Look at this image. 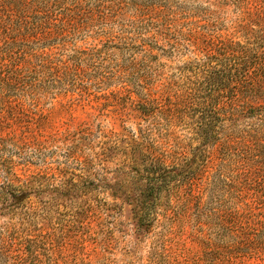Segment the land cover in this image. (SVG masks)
I'll return each instance as SVG.
<instances>
[{
    "label": "trees",
    "instance_id": "1",
    "mask_svg": "<svg viewBox=\"0 0 264 264\" xmlns=\"http://www.w3.org/2000/svg\"><path fill=\"white\" fill-rule=\"evenodd\" d=\"M205 1L215 14L242 12L239 39L201 31L200 0H0V140H26L24 163L39 165L17 180L0 142V211L20 219L21 264L52 263L44 257L56 247L48 232L55 220L89 224L119 200L140 228L159 234L156 264H171L169 234L190 229L212 255L246 215L264 224V170L241 163L240 179L222 175L223 198L211 205L215 192L201 182L207 161L200 165L194 143L180 141L214 140L204 142L207 151L223 140L228 160L240 155L231 140L242 116L264 114V0ZM163 57L179 62L167 74L153 70ZM109 89L125 92L138 131L93 122L62 131L44 108L59 95Z\"/></svg>",
    "mask_w": 264,
    "mask_h": 264
},
{
    "label": "rangeland",
    "instance_id": "2",
    "mask_svg": "<svg viewBox=\"0 0 264 264\" xmlns=\"http://www.w3.org/2000/svg\"><path fill=\"white\" fill-rule=\"evenodd\" d=\"M200 1L197 19L200 25H204L201 31L229 38L241 36L240 24L243 15L241 11L231 6L227 8L226 13L215 14L212 9H205L207 7L205 0ZM161 61L164 64L154 66L153 70L164 74L171 70V65L177 66L179 63L174 57L173 59L163 57ZM106 93L108 96L92 94L83 98L71 93L59 95L47 102L44 108L49 113L52 124L62 131L75 130L84 122H93L95 126L101 125L106 131L125 132V129L138 131L139 119L135 117V111L126 104L123 98L125 92L119 93L120 97L109 94L110 89ZM242 117L243 122L234 130L237 137L231 140L234 143V152L240 154L234 158L228 160L222 158L220 146L223 140H218L214 146L208 144L207 151L204 150V142L214 140L201 138L180 140L194 143L200 165L207 161V167H204L206 170L201 172V182L202 189L210 183L208 186L211 187V192L212 190L215 192L211 205H218L223 198L219 184L222 175L227 174L238 180L245 175V169L249 171L248 164H253L254 171L264 170V114L254 112ZM25 141L0 140L4 143L2 154L13 160V168L10 170L17 180L26 179L39 171V165L24 163ZM110 168L109 177L116 176L114 164L110 165ZM16 179L14 182L18 183ZM254 192H257V189L246 190L243 193L245 202L256 199L252 197ZM207 198L206 195L204 202ZM108 200L113 201V198L108 197ZM117 202L120 206L112 209L110 215L105 214L103 218L95 217L89 224L73 223L69 216L52 222L48 232L51 233V240L56 247L44 257L46 262L73 264L75 258L76 263L84 258L90 264H156L154 247L157 245L159 234L156 231L145 232L137 225L132 206L121 200ZM233 202L240 207L243 205L237 198ZM12 217L0 211V240L7 245V248L3 249L4 252H0V264H21L20 219ZM240 229L237 231L235 227L223 243L218 241L225 247L212 255L206 254L201 245L192 240L190 229L186 228L184 234L182 232L169 234L166 239L172 240L164 243L167 247V258L170 259L168 261H171V264H264V224H258L252 217L246 215Z\"/></svg>",
    "mask_w": 264,
    "mask_h": 264
}]
</instances>
